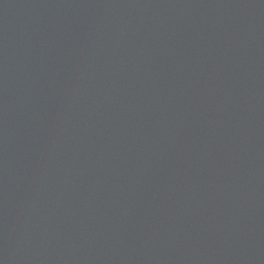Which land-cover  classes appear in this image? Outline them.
Masks as SVG:
<instances>
[{"label":"water","instance_id":"water-1","mask_svg":"<svg viewBox=\"0 0 264 264\" xmlns=\"http://www.w3.org/2000/svg\"><path fill=\"white\" fill-rule=\"evenodd\" d=\"M0 264H264V0H0Z\"/></svg>","mask_w":264,"mask_h":264}]
</instances>
